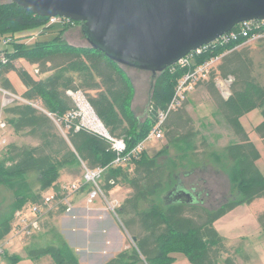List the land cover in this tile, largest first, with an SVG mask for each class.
<instances>
[{
	"label": "trees",
	"instance_id": "16d2710c",
	"mask_svg": "<svg viewBox=\"0 0 264 264\" xmlns=\"http://www.w3.org/2000/svg\"><path fill=\"white\" fill-rule=\"evenodd\" d=\"M47 21L48 17L36 15L15 2L0 3V34L14 37L12 49L0 50L2 85L6 89H15L9 77L10 72L15 71L25 88L23 96L43 103L45 109L58 114H65L73 108V99L68 91H81L110 132L115 136L126 134L131 138L127 144L133 148L149 134L153 126H149V122L160 108L168 106L178 80L188 68L176 66V70L171 71L169 67L161 72L155 81L150 116L142 123L131 109L134 87L121 64L90 46L59 42L61 34L70 25H61L53 40L40 42L31 48L15 35L18 31L35 27L46 31L54 26H47ZM244 42L245 39H241L205 50L195 60V64H199L213 55L227 51L232 53L224 58L219 69H213L208 88L224 120L241 137L240 142L228 145L221 153L226 154L230 162L227 171L234 181L236 194L215 210L185 202L166 204L160 193L166 185L164 168L154 158L147 157L144 152L131 166H111L105 176V189L108 191L118 185L133 189L124 199L120 212L127 215V228L136 238L139 252L135 249L125 250L105 264H134L142 257L150 264H173L174 252L186 253L193 264H219L223 250H228L226 240L219 234L214 222L238 205L264 198V174L257 166L261 154L241 122L245 114L262 108L263 120L255 129L264 139V86L251 77L250 63L245 61L242 53L236 51L237 46ZM3 53L8 59L5 63L1 56ZM21 59L38 64V70L33 74L17 66L15 61ZM230 73L235 75L236 80L232 85V94L224 98L219 94L214 80L217 75L226 78ZM6 110L11 115L17 134L28 132L41 140L38 146L11 145L5 153L0 154V183L13 192L16 198L14 211L28 202L42 204L45 201L43 193L49 189L54 190L53 205L64 200L66 194L62 189L63 184H59V178L66 166L79 165L80 159L86 161L89 167L105 166L115 159L109 141L97 134L85 129L71 130L67 141L58 138L52 119L38 108L15 103ZM168 121L166 134L170 139L178 137L180 141L184 137L180 126L176 121ZM53 138L59 140L55 147L51 144ZM212 157L217 161L221 158L215 153ZM170 175L169 182L175 183V174L172 172ZM32 176L40 185L38 190L33 188ZM154 196L156 201L152 200ZM143 200H148L152 206L142 208L140 203ZM66 208L67 205L59 207L57 211H65ZM14 213L12 211L0 220L1 239L11 231ZM29 255L32 259L49 257L50 264H81L67 242L62 240L59 245L33 248ZM124 256H128L132 262H123ZM222 264L238 263L233 255H229Z\"/></svg>",
	"mask_w": 264,
	"mask_h": 264
},
{
	"label": "rangeland",
	"instance_id": "374dc122",
	"mask_svg": "<svg viewBox=\"0 0 264 264\" xmlns=\"http://www.w3.org/2000/svg\"><path fill=\"white\" fill-rule=\"evenodd\" d=\"M11 2L13 1L0 0V3H11ZM76 24L79 27H73ZM61 25L62 24H55L53 27L49 28L46 31H43L41 27L24 29L16 32L15 35L17 38L20 37L19 40L22 43H24L26 47L31 48L37 46V44L40 42L53 40L58 34V31L61 29ZM68 25L70 26L67 29H65V31L61 34L59 42L68 43L73 46L89 47L90 44L87 41V39H82L84 37H83V32L80 28L81 26L80 23L70 22ZM7 37H11V36H7V35L3 36L0 34V50H7L13 48L14 37L13 38L11 37L12 39L7 44H5L4 40L9 39ZM82 40H84L85 42L83 43ZM80 44H85V45H80ZM236 51L242 53L245 61L248 60V62L250 63L251 69L249 70L251 72V77L255 78L261 85L264 86V40L260 39V41H254V42L242 44L236 48ZM230 54H232L231 51L227 52L223 56L218 57V59L213 64L212 69L208 72L209 74L205 78L200 80L198 83L193 85V87L187 93L188 97L183 103V105L174 112H172L174 114L169 119V121L167 120L168 123H170L171 121L172 122L176 121V123L180 126L179 127L180 132L184 133V137L181 138L180 141L178 137H173L172 139H170L168 134H166V129H164V137L159 140L157 145L155 146L150 145V143L153 141L152 140L146 147V148L149 147L148 152L146 151H144L145 153L143 152L147 157L154 158L157 164L161 165L164 168V180L166 182V185L160 192L161 198L163 197V199L165 195L168 193V191L165 190L169 188L168 187L170 180L169 177H171L170 174L172 172L175 174L174 177L175 181L176 179H178L177 177H179V182L181 181L186 187L191 188L193 192L195 191L194 193L196 192L200 193L199 195L200 200L199 203H197V205H203V207H206L210 210L217 209L222 204L229 201L236 194V190L234 189L235 188L234 181L231 178L229 170L227 171V168L230 166V162L226 157V154L224 155L221 153L225 150V148L228 145H231L232 143L240 142L241 137H239L235 133L233 128H231V126L224 120V118L222 117L221 113L218 110L213 94L209 91L208 88L210 84V80L212 78L211 72L213 71V69H217V68L219 69V66L220 64L223 63L224 58L230 56ZM2 60L5 63L8 59L3 58ZM15 64L19 67H23L29 70L33 74L36 72V70H38L37 69L38 64H31L26 60H22V59L21 61L16 60ZM122 67L129 76L134 87V94L132 96V101L130 103L131 109L134 111L135 115L141 119V122L143 123L150 116L152 109V105H150V101L154 88L153 78H152L153 73L149 70L138 69L125 65H122ZM170 67H171V71H174L176 66L173 65ZM162 73H158L157 78ZM10 74H11L10 79L13 81V86L15 88V89H11V91L13 92L16 91L17 93L23 96L24 91L22 87H19L20 86L19 84H22V82L20 81L18 74L15 71L10 72ZM235 80H236L235 75L231 73L226 78H223L222 76L219 75L215 77L214 80L215 86L222 97L228 98L232 94V85L233 82H235ZM1 86L3 87V89H6L2 85V81L0 79V87ZM71 92H75V90L68 91V94L73 99V106H72L73 108L67 110L66 113L72 112L76 110V108H78V101L75 99L73 93ZM83 95L85 96L84 93ZM86 100L88 101L87 98ZM40 106H41L40 108L36 106L34 107L38 108L39 111L45 113L44 112L45 108L43 103L42 104L40 103ZM3 112H4V116H3ZM65 114H59V115L63 116ZM0 116H3L6 122V126L0 129V142L3 139V137L9 140V143L7 145H3V143H0L1 155L5 153L10 148L11 145L38 146L41 144L40 138L37 137L36 135H31L28 132H21L19 134L15 132V129L11 122L12 121L11 115L8 114L6 108L3 110V92L1 90H0ZM157 116L158 114L156 113V116H154L152 120L149 122L148 124L149 126L154 125L155 121L157 120ZM262 120H263L262 108L254 109L249 113L245 114L241 118V122L245 130L249 132V137L251 141L256 145V147L260 151L261 157L260 159L257 160V166L264 174V139L261 138V136L256 132L255 129V127L260 122H262ZM52 121H53V125L55 126L54 132L58 134L57 135L58 138H63L67 141L69 140V133L71 130L78 131L80 129H85L91 132L89 129L86 128L77 129V125L79 124L78 120H76L74 123H71V127H67L63 123L60 124L58 122H55L53 119ZM105 128L107 127L105 126ZM107 129L110 132V129L109 128ZM118 137H123L125 138L126 141L127 140L129 141L131 139L130 137H126V134ZM52 141L53 143L51 144L53 147H55L59 140L53 138ZM214 153L219 154L221 156L220 160L217 161L216 158L212 157V154ZM84 162L86 163V161L80 159L79 165H73L75 168L71 170L65 169V171L62 170L59 178V184L62 185V183L64 182L63 183L64 186L66 184H70L72 182L78 181L83 171V167L80 165H82V163ZM131 164L132 163H129L128 165L131 166ZM122 165H126V164H122ZM184 171H186L188 174L190 173V175L186 176L187 174ZM31 182L34 190H38L40 188V185L37 182L35 176L31 177ZM179 182L170 184L172 186L171 188H174ZM126 189L128 190V193L126 194L125 197H127L130 193L133 192V189L132 190L129 188ZM49 192H52V194H54L53 189H49L43 194L45 195L48 194ZM106 192L109 194L107 195V197L111 196V198L113 199H117L121 202L124 201L122 198L118 196H115L113 194L112 196L110 190L108 191L106 190ZM96 199H99L100 200L99 203H103L105 205V208L108 209V200H106L107 198H105L104 196H99ZM155 199L156 196L152 197L153 201ZM164 201L165 200H163V202ZM15 205H16V198L13 192L10 191V189L6 187L3 183H0V220L10 212L12 211L13 213L15 212L12 219V224H13L12 229L8 233L9 236H14L13 230L15 224V215L19 210H22L26 216L32 217L33 219L36 218V216L31 211L32 203L28 202L25 205H23L22 208H19L17 210L15 209L14 211ZM65 205H67L65 211H60V210L58 211L57 220L60 222L61 220L60 216L63 214L67 216H69L70 214L72 215L71 211L73 210L74 206L71 207L70 199L67 203L62 199L61 201L56 202L54 205L52 204V207L54 206L53 209L52 208L48 209L46 207L45 214L44 213L41 214L39 221L37 220L38 228L36 227L34 229L31 236H27L28 238L24 236H14V237L26 238L25 243L27 244L30 250L33 248H41L45 245L46 246L59 245L60 244L59 235L55 236L56 234L54 232L48 234L43 230L41 224L44 221L47 222L48 225H50L51 223L49 221L51 217L50 215H52L53 212H56L59 209V207H65ZM140 205L144 209H149L152 206L148 200L141 201ZM263 212H264V198L260 197L255 199L252 202V204L251 203L241 204L236 212L226 217L225 219H221L214 225L215 228H217V230L219 231V233L224 235L225 238L227 239V242L225 241V244L228 251L223 250L222 254L220 255L219 264H222L225 258L228 257L229 255H233L236 258L238 264H263L264 230L257 231L255 227L256 223L254 220V217H256L257 219L258 213L261 214ZM126 218L127 215L123 214L122 216H120V222L124 225V227L127 229L126 231L129 233L126 224ZM258 221L261 224V226H263L259 220V215H258ZM14 237L10 238L11 243L6 247L8 254L9 253L13 254L14 252H16L20 254L23 258H28V253L30 250L26 247L24 243L20 242L19 239H14ZM130 237L132 239L134 238L132 234H130ZM129 241L131 243L132 240ZM133 241L134 242L131 243L132 245L127 250L131 251L132 249H135V251L139 252V248L136 240ZM172 254L175 257V259L173 260V264H193L189 256L184 252H174ZM20 255H18L19 257L18 259H15L16 262L11 264H21L23 260ZM250 256L252 257V259ZM47 260H49V264H50L51 259L48 257ZM122 260L125 263L132 262V260H130L128 256H124ZM134 264H150V263L145 258L142 257L140 261Z\"/></svg>",
	"mask_w": 264,
	"mask_h": 264
},
{
	"label": "water",
	"instance_id": "95a60500",
	"mask_svg": "<svg viewBox=\"0 0 264 264\" xmlns=\"http://www.w3.org/2000/svg\"><path fill=\"white\" fill-rule=\"evenodd\" d=\"M42 16L80 23L91 48L153 73L177 64L243 21L264 19V0H12ZM154 89V88H153ZM166 204H197L181 181ZM136 240V238H134Z\"/></svg>",
	"mask_w": 264,
	"mask_h": 264
},
{
	"label": "built area",
	"instance_id": "2783aa9c",
	"mask_svg": "<svg viewBox=\"0 0 264 264\" xmlns=\"http://www.w3.org/2000/svg\"><path fill=\"white\" fill-rule=\"evenodd\" d=\"M70 22H75L69 18L60 17V16H52L48 17L47 26L62 24L68 25ZM9 39H5L4 43L7 44L12 38L7 37ZM241 39H245V43H250L254 41L264 40V19L258 20H249L243 21L237 24L233 29L224 33L214 41L209 44L203 45L202 47L192 51L184 58H182L175 66L179 67H187V71L183 74V76L178 80V83L175 87V93L166 108L163 110H158L157 120L151 128L149 134L139 141L133 148H129L127 141L123 137L114 136L109 132L107 128H105L101 119L97 116L94 109L90 105V103L86 100L83 92L75 91L73 96L78 101V108L72 112H68L65 115H59L58 113H54L44 109L45 113L52 118L55 122L63 123L67 127H71V123H74L78 120L79 124L77 125V129L86 128L91 132L103 137L108 140L111 146V149L115 152V159L108 165L105 166H97V167H89L85 162L82 163L83 171L80 179L76 182H72L70 184H66L62 186V189L65 192L64 201L67 203L69 200V196L71 194L87 191V198L90 202H93L99 196H104L108 200V211L111 212L119 221L121 216V208L123 202L107 197L109 195L106 192L104 187L105 176L111 166L113 165H122L129 164L141 158L144 151H146L147 145L152 140H160L164 137V129L166 125V121L169 116L180 108L185 100L187 99V93L190 89L198 83L200 80L205 78L212 69L213 64L218 59L219 56H223L227 52L221 53L219 55H213L210 58L206 59L204 62L195 64L196 56L202 54L205 50L215 49L217 47H222L229 45L233 42L240 41ZM242 45V44H241ZM238 47V46H237ZM3 58L6 59L5 54H1ZM2 58V59H3ZM0 90L3 92V110L15 103H25L36 106L40 108V102H35L25 98L17 92H13L11 90L3 89L0 87ZM4 116V112H3ZM3 116H0V129L6 126V122ZM3 117V118H2ZM0 143L3 145H7L9 140L5 137L1 140ZM113 183V182H112ZM52 197L45 196V201L42 204H32L31 211L36 216V218H32L26 216L22 210H19L15 215V224L13 235L14 236H31L34 229L38 226L39 218L41 214H45L46 207L52 208ZM34 216V217H35ZM5 252V240L0 238V259L4 255Z\"/></svg>",
	"mask_w": 264,
	"mask_h": 264
},
{
	"label": "crops",
	"instance_id": "0c3cea01",
	"mask_svg": "<svg viewBox=\"0 0 264 264\" xmlns=\"http://www.w3.org/2000/svg\"><path fill=\"white\" fill-rule=\"evenodd\" d=\"M73 27H79V26H77L76 24ZM83 37L84 38L82 39H86L84 34ZM82 42L84 43L85 41L82 40ZM80 45H85V44H80ZM10 75L11 74H9V77ZM19 85H20L19 87H22L24 91L25 90L24 86L22 84ZM165 129H166V125H165ZM158 142L159 140H153L150 143V145L155 146L157 145ZM148 148L146 149V152H148L149 150ZM73 168L75 167L71 165L69 167L66 166L63 170L64 171L65 169L71 170ZM126 188L127 187L119 186V185L114 186L110 189L111 191L110 193L111 195L113 194L124 200V198H126L125 197L126 194L128 193V190ZM74 194L73 196L71 194L70 195L71 197L69 196L70 198H68V200L70 199L71 207L74 206L73 210L71 211L72 215L71 214L69 216L64 214L61 215L60 216L61 220L59 222L57 220L58 211L53 212V214L50 215L51 216L49 220L51 222L50 225H48V223L44 221L41 224V227L45 232H47L48 234L54 232L56 234L55 236L59 235L60 240L66 241L67 244L70 246V248L75 252V254L77 255V257L79 258L82 264H105L111 259L117 257L121 252L130 248V246L132 245L131 243L134 242L133 241L134 238L132 239L130 237V234L132 233L130 231L129 233L126 231L127 229L124 227V225L111 212H109L105 208V205L103 203H99L100 202L99 199L90 202L87 198V191H81ZM51 195L54 196L52 192L45 194V196H49V197H52ZM239 206L235 207L234 209L230 210L225 215L217 219L214 222V225L221 219H225L226 217L236 212ZM258 215H259V220L263 226H261V224L258 221ZM258 215H257V219L256 217H254L256 223L255 227L257 231L258 230L263 231L264 212L261 214L258 213ZM220 235L225 238L224 235L222 234ZM11 237L14 236H9L7 234L3 238L5 240V252L2 258L0 259V264L15 263L16 262L15 259L19 258L18 255L20 254L16 252H14L13 254L11 253L8 254V251L6 249V247L11 243L10 242ZM26 238L14 237V239H19L20 242L24 243L26 247L29 249V247L25 243ZM129 240H132L131 243ZM225 240L227 242L226 238ZM22 260L23 262L21 264H49L47 258L43 257L39 259H32L29 253H28V258L22 257Z\"/></svg>",
	"mask_w": 264,
	"mask_h": 264
},
{
	"label": "flooded vegetation",
	"instance_id": "af4514ba",
	"mask_svg": "<svg viewBox=\"0 0 264 264\" xmlns=\"http://www.w3.org/2000/svg\"><path fill=\"white\" fill-rule=\"evenodd\" d=\"M192 167H193V166H192ZM184 172L187 174L186 176L190 175V173L188 174L186 171H184ZM189 172H190V170H189ZM192 172H193V171H192ZM192 172H191V173H192ZM177 178H178V179H176L175 182H179V177H177ZM170 184H173V182H172V183L169 182V186H168L169 188L166 189V191H168V193H169L171 190H173V188H171L172 186H171ZM187 188H189V187H187ZM189 189H191V188H189ZM191 190H192V189H191ZM208 191H209V190H208ZM194 192H195V191H194ZM209 192H210V191H209ZM168 193H167V194H168ZM167 194L165 195L164 200H165V201H171V200H172V197L170 196V194H169V195H167ZM195 194L197 195V196H196V197H197L196 199L199 201V200H200V196H199L200 193H199V192H196Z\"/></svg>",
	"mask_w": 264,
	"mask_h": 264
}]
</instances>
